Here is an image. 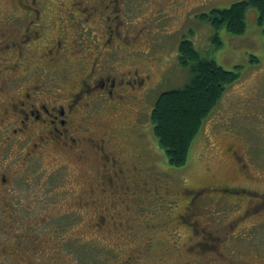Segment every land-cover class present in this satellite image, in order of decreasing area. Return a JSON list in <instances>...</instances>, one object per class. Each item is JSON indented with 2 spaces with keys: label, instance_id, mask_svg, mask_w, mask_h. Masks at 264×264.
<instances>
[{
  "label": "rangeland",
  "instance_id": "374dc122",
  "mask_svg": "<svg viewBox=\"0 0 264 264\" xmlns=\"http://www.w3.org/2000/svg\"><path fill=\"white\" fill-rule=\"evenodd\" d=\"M75 1H81L77 5L82 8L88 5L83 0ZM166 1L164 4V0H129L134 25L132 29L130 14L124 16L130 21L127 32L132 34L137 30L134 40L139 43L142 55H148L150 60L143 69L148 77L143 87H128L129 92L122 101L111 99L116 109L101 105L95 111L96 115L91 116L93 120L95 116L100 117L102 130L115 131L114 140L123 152L126 164V179L122 178L120 182L126 181V186L133 183L143 185L144 176L150 188H147L149 201H145L136 212L140 220L136 225L138 232L134 238L131 236L144 250L134 254L136 259L132 264H227L228 261L229 264L233 263L229 259L235 255L233 250L245 257L241 264H264L260 259L264 254V214L246 216L231 226L229 219L239 214L243 206L236 210L235 203L229 199L204 196L205 192L215 189L200 190L197 193L200 200L195 198L193 202L188 193V190L206 185L216 187V183L230 182L235 187L245 186L256 199H260L255 191L264 189V25L257 21L258 11L252 5L247 8V26L242 33H231L224 25L215 28L211 22L212 14L209 16L211 11L241 0ZM16 7L15 0H0V44L16 38L26 28V16L19 14ZM57 12H52V19L45 27L49 34H55L58 28ZM73 31L74 27H71L70 32ZM83 33L86 36L87 32ZM216 37L221 39L220 44L215 42ZM183 38L192 39L198 51L213 57L219 65L235 70L238 76L227 84L219 102L203 121L201 130L192 141L187 161L176 166L170 163L154 134L151 111L162 91L190 81V65L179 58V43ZM35 44L40 48L38 42ZM137 52L139 59L142 56ZM41 53V49H27V56L22 53L18 59H14L13 52L8 55L9 59L0 57L5 63L16 60L20 64L17 69L19 78L12 83L13 88L21 85L28 75L34 76ZM119 55L125 64L122 68L135 67L131 60L134 52L124 51ZM143 65L144 61L140 68ZM68 76L75 77L73 74ZM103 103H108V99ZM236 149L243 159L252 162L251 175L255 177L239 171L233 155ZM14 154L13 164L20 165V154ZM69 159L67 164H61L57 180H54V171L51 172L52 165L44 162L33 172L28 167L21 170V166L19 173L7 170V182L13 191L7 196L0 192V204L2 199L12 198L18 204L19 219L10 222L7 212L0 207V264H120L121 257H128L123 249L128 250L134 245V242L125 243L129 234H125L124 241H121L116 229L108 231L103 228L108 231L103 237V234L93 232L96 229L87 226L91 219L89 204L77 205V202L79 198H87L84 186L89 177H95L93 172L90 175L84 173L77 158L72 156ZM259 170V174H255L254 171ZM88 188L99 189L97 184L95 189L89 184ZM128 190L130 187L126 188ZM244 198V202L255 201V198ZM25 200L33 203L30 209L24 207L26 203L22 204ZM206 206L208 212L203 210L195 216L193 208L200 212ZM42 216L48 221L41 222ZM199 216L204 221L208 217L212 222L208 225L214 230L208 241L215 246L205 249L204 255H196L199 251L196 246L189 250L197 240L208 243L201 237V230L196 234L192 232V225ZM197 222L207 226L206 222ZM27 232L38 237L34 243L21 239ZM47 241L59 249L58 256H51L52 252H26L33 246H45L43 243ZM70 241L72 243H68ZM118 246L122 248L121 253H115ZM4 248L9 252L5 253Z\"/></svg>",
  "mask_w": 264,
  "mask_h": 264
},
{
  "label": "flooded vegetation",
  "instance_id": "af4514ba",
  "mask_svg": "<svg viewBox=\"0 0 264 264\" xmlns=\"http://www.w3.org/2000/svg\"><path fill=\"white\" fill-rule=\"evenodd\" d=\"M83 1L88 3L84 8L77 5L81 1L75 0L68 2L15 0L19 14L26 16V28L16 38L5 43L1 42L0 57L9 59L8 55L13 52L14 59H18L22 57V53L26 55L27 49H41L42 53L38 55L39 62L35 64L38 71L33 77L28 75L21 85L14 88L12 83L19 78L17 75L20 71L17 69L20 64L16 60L8 63L0 60V183H3L0 184V192L7 196L10 195L8 192L13 191L7 182V170L19 173L21 166V170L28 167L33 172L44 162L48 166L52 165L51 172L54 171V180H57L59 179L57 171H61V164H67L69 158L74 156L82 163L85 174L93 172L95 178L89 177L88 184L94 186V189L96 184L99 187L95 190L97 193H94L95 191L90 190L86 184L84 188L87 190V198H79L77 202V205L89 204L91 219L87 226L98 229L100 232L98 230L93 232L103 234V237L106 232L116 229L121 235V241H124L125 234H129L130 236L127 235L129 239L125 243L134 242V245L128 250L123 249V253L128 254V257H121L120 264H132L136 259L134 254L137 255L144 250L136 245L133 238L138 232L136 225L140 224L136 212L137 209H141L145 201H149L147 199L150 195L147 191L149 186L147 181H144V176H142L143 185L136 183L135 186L133 183L126 186V181L120 182L122 178L126 179V164L123 152H120V147L114 140L115 131L102 130L100 117L95 116L93 120L91 116L96 115L95 111L101 105L116 109L115 102L111 99L122 101L129 92L128 87L137 89L143 87L148 77L147 73H143V69L150 60L148 55H142L144 53L138 48L139 43L134 40L137 30L136 32L132 30V34L127 32L130 29V25L127 26L130 21L124 16L130 14L131 28L134 25L129 0ZM165 2L167 3L166 0L164 4ZM54 10L58 11L56 13L58 28L55 34H49L45 32V27L52 19ZM71 27H74L72 33ZM83 32H87L86 36ZM36 42L40 48L36 46ZM124 51L134 52L131 60L135 63V67L127 64L129 67L122 68L125 64L119 53ZM137 51L142 56L139 59ZM143 61L144 65L140 68ZM69 74L75 77L69 78ZM106 99L108 103H103ZM96 118L98 120H95ZM13 154H20V165L13 164ZM233 155L239 171L253 178L252 162L245 157L243 159V155L238 154L237 149ZM254 172L259 174L260 170ZM234 185L230 182L216 183V187L206 185L188 190V193L191 194L190 200L193 202L195 198L200 200L201 196H197L200 190L215 189L205 192L204 196L207 194L215 198L229 199L235 203L236 210L243 206L239 214L229 219L231 226L236 225L235 222L242 221L246 216L264 214V189L260 192L255 191L260 197L258 200L245 186ZM127 187H130V191H126ZM143 187L146 189L144 190ZM152 190L154 191V188ZM244 196L255 198V201L251 202L249 199L244 202ZM22 204L26 209H30L33 203L25 200ZM1 206L7 212L10 222L19 219L18 204H15L12 198L2 199ZM208 208L206 206L200 212L193 208L192 211L196 216L207 211ZM197 220L206 222L207 226L199 225ZM197 220L196 224H191L192 232L196 234L201 230V237L210 240L214 230L208 224L212 222L208 221V217L206 221L200 216ZM40 221L45 223L48 219L42 216ZM249 226L250 224L245 227ZM103 228L108 231H103ZM31 234L27 232V237L21 239H29L30 243H34L38 237H33ZM43 244L45 246H33L26 252H52L50 255L54 257L60 254L59 249L54 247L53 243L50 244V241ZM195 246L199 250L196 251V255H204V250L215 246V243L208 241L205 244L203 240H197L189 250ZM121 249L118 246L115 253H121ZM4 250L5 253L9 252L8 248ZM233 251L235 255L229 258L233 263L229 264H241L245 257L242 253L239 255L238 250ZM260 259L264 260V254Z\"/></svg>",
  "mask_w": 264,
  "mask_h": 264
},
{
  "label": "trees",
  "instance_id": "16d2710c",
  "mask_svg": "<svg viewBox=\"0 0 264 264\" xmlns=\"http://www.w3.org/2000/svg\"><path fill=\"white\" fill-rule=\"evenodd\" d=\"M252 5L258 11L257 21L264 25V0L235 1L229 7L213 9L209 16L212 14L211 22L215 28L224 25L229 32L239 34L246 29V11ZM215 42L220 44L221 39L216 37ZM179 47L180 60L190 65L192 71L190 81L162 91L151 111L154 134L170 163L176 166L187 161L192 141L201 130L203 121L219 102L227 84L238 76L235 70L203 55L190 38H183Z\"/></svg>",
  "mask_w": 264,
  "mask_h": 264
}]
</instances>
